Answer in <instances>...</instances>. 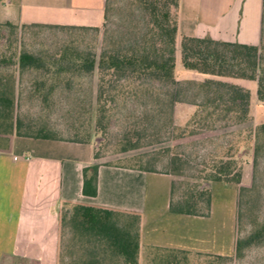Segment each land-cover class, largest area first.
<instances>
[{
	"label": "trees",
	"instance_id": "16d2710c",
	"mask_svg": "<svg viewBox=\"0 0 264 264\" xmlns=\"http://www.w3.org/2000/svg\"><path fill=\"white\" fill-rule=\"evenodd\" d=\"M104 0L102 20L106 18L110 2ZM127 18L120 27L105 29V41L96 55L93 50H76L45 54L19 49L15 56L6 59L16 64L17 70L34 71L35 77L30 81V94L42 96L51 92L57 81L68 83L71 76L91 75L97 68L95 87L88 89V108L93 109L94 129L105 131V120H108L113 108L111 102L116 95L124 99L127 96L142 98L147 96L151 104L141 115L132 121V125H140L134 135L126 133L121 139L120 147H134L142 135V130L153 129L149 140H156L161 131L176 128L172 122V105L176 100L190 102L194 110L178 126L179 134H193L202 128H213L218 125L228 128L233 139L246 142L251 148V163L256 167L258 158L264 153V121L251 123L249 113L250 92L241 83L232 78L253 79L254 95L258 101L264 102V53L263 23L261 19L260 36L257 43H246L237 40H223L209 35H178L177 10L178 0H123ZM25 24L24 22H21ZM74 28H94L98 25L40 23ZM8 26L9 33H14L16 24L8 19L0 21ZM176 47L181 67L198 72L201 79L186 78L181 82H169L164 89L150 85L142 86V82L134 84H115L118 78L134 81L139 74L171 77L176 64ZM0 58H4L1 55ZM128 81V82H130ZM131 86V87H129ZM94 92L93 105L89 104L91 92ZM12 99L0 91V137L10 132L39 138L70 140L75 142L91 141L88 129L82 136L73 134L70 138H60L52 129L44 125L20 126L19 119L12 120ZM92 106V107H91ZM87 110V109H86ZM89 117H85L88 126ZM6 139V138H5ZM237 139V140H236ZM93 144V143H92ZM231 146L202 159L200 165L186 164V158L178 153H164V168L155 169L149 159L137 156L136 164L127 167L141 170L161 171L170 174L168 210L172 212L207 215L210 204V183L221 181L236 190L235 221H238L242 194L252 186L239 183L240 167L237 162L235 148ZM231 147L233 148L232 150ZM93 157L98 151L93 145ZM146 159V160H145ZM97 162L82 167L81 191L94 195L96 191ZM124 166L123 164H117ZM126 166V165H125ZM193 170L184 172V168ZM66 204V203H64ZM67 208L59 211V231L67 227L71 236L84 248L85 258L70 261L69 264H105L106 257L119 256L123 264H137L139 247V214L109 207L81 202L67 203ZM264 235V222L254 225L242 237L235 236L233 255H239L248 243L258 240ZM60 239V237H59ZM85 243V244H83ZM84 245V246H82ZM160 250V261L164 264L177 262L178 253L186 254L188 249L150 246ZM198 253V251H195ZM215 257L225 254L200 252Z\"/></svg>",
	"mask_w": 264,
	"mask_h": 264
},
{
	"label": "crops",
	"instance_id": "0c3cea01",
	"mask_svg": "<svg viewBox=\"0 0 264 264\" xmlns=\"http://www.w3.org/2000/svg\"><path fill=\"white\" fill-rule=\"evenodd\" d=\"M14 23L99 25L104 0H7ZM263 0H178V35L257 43ZM255 89V87H254ZM255 97V95H254ZM0 145V264H59V209L81 202L139 214V247L230 255L236 190L210 185L207 215L168 210L170 174L107 164L81 152L58 153V140L11 134ZM80 149V148H78ZM97 162L94 195L81 191L82 167ZM138 258V256H137Z\"/></svg>",
	"mask_w": 264,
	"mask_h": 264
},
{
	"label": "rangeland",
	"instance_id": "374dc122",
	"mask_svg": "<svg viewBox=\"0 0 264 264\" xmlns=\"http://www.w3.org/2000/svg\"><path fill=\"white\" fill-rule=\"evenodd\" d=\"M13 15V5H8L7 0H0V18H7ZM127 13L123 0H113L107 11V16L98 25L97 29L74 28L49 24L15 23L14 33H9L8 26L0 29V91L11 97L12 120L19 119L20 126L24 129L27 125H44L52 129L60 138H70L73 134L82 136L88 129L89 138L95 149L98 151L96 159L107 164H123L129 166L136 164L135 158L142 156L148 158L151 165L158 170L164 168L165 149L170 153L183 155L189 167L200 165L202 159L218 153L231 146L235 148L237 162L240 167L239 183L244 186H252L245 191L241 197L240 212L238 221H235V236H245L251 228L264 222V153L258 158L256 167L251 163V148L242 139L235 141L233 134L228 128H221L218 125L213 128H202L193 134H179L180 125H183L195 108V105L181 100H176L172 105V122L176 128L170 131H161L156 140H149L153 129L148 127L142 130L144 136L134 147H120V139L126 134L134 135L140 125H132V121L142 114L143 110L151 104L147 96L136 98L127 96L122 98L116 95L111 102L113 108L108 120H105V131L94 129V113L88 108V89L95 87L97 68L93 69L91 75L71 76L67 84L62 80L57 81L53 90L44 97L30 94L31 79L35 77L34 71L17 70L16 64L6 59L10 53H16L19 49L31 52H43L45 54L66 51L72 53L76 50L89 48L97 55L105 41V29L120 27L126 21ZM264 18V0H263ZM4 19H0L3 21ZM263 46L264 53V23H263ZM175 70L171 77L151 76L139 74V79L134 81L118 78L115 84L123 85L142 82V86L150 85L157 89H164L169 82H181L186 78L201 79L202 74L181 67L178 61V48L176 47ZM12 56V55H11ZM15 62V56H12ZM234 82L241 83L249 89V113L251 123L255 124L264 121V102L254 97L255 81L253 79L232 78ZM130 81V82H128ZM128 86V85H126ZM131 87V86H129ZM94 92H91L89 104L93 105ZM92 107V106H91ZM87 109V110H86ZM89 117L88 126L85 125V117ZM138 129V130H137ZM14 132L7 133L6 137H0V145L4 144ZM237 140V139H236ZM58 153L72 155L80 153L84 143H73L70 140H58ZM80 148V149H78ZM233 148L231 147L230 150ZM145 159V160H146ZM193 170L184 168V172L190 173ZM213 182V181H212ZM211 182V183H212ZM210 183V185H211ZM70 204H62L60 210L67 208ZM59 264H69L70 261H79L85 258L84 248L71 236L67 227L59 231ZM85 244V243H83ZM84 246V245H82ZM190 251L186 254L178 253L177 262L172 264H264V235L258 240L248 243L241 249L239 255L215 257L204 253ZM160 250L151 247H144L140 250L137 264H164L158 255ZM213 254V253H212ZM72 261V262H73ZM105 264H123L119 256L111 255L104 260Z\"/></svg>",
	"mask_w": 264,
	"mask_h": 264
}]
</instances>
